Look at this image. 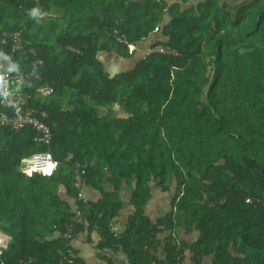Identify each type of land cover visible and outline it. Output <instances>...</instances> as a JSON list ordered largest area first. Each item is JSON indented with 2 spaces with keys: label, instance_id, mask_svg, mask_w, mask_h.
<instances>
[{
  "label": "trees",
  "instance_id": "16d2710c",
  "mask_svg": "<svg viewBox=\"0 0 264 264\" xmlns=\"http://www.w3.org/2000/svg\"><path fill=\"white\" fill-rule=\"evenodd\" d=\"M167 1L0 0V58L55 88L31 103L49 113L53 171L22 168L47 149L33 125H0V264H85L93 231L110 260L121 245L132 264H184L182 225L200 232L195 259L264 264V0ZM156 188L173 195L152 221Z\"/></svg>",
  "mask_w": 264,
  "mask_h": 264
},
{
  "label": "built area",
  "instance_id": "2783aa9c",
  "mask_svg": "<svg viewBox=\"0 0 264 264\" xmlns=\"http://www.w3.org/2000/svg\"><path fill=\"white\" fill-rule=\"evenodd\" d=\"M18 37V34H17ZM14 49H20L21 45L15 39ZM147 52H162L176 54L177 52L170 47L157 46L148 49ZM38 63H42L41 60ZM0 87L2 91V106L5 110L0 111V125L11 126L14 129L20 130L26 125H33L38 132V140L44 144H49L52 140V131L50 126L45 122L48 118V112L40 110L30 105L33 98L30 92H23L24 86L32 84V80H41V74L32 69L30 71L18 70L16 71L14 58L10 55L8 57L0 58ZM54 89L48 84H44L35 89L36 97L48 96L53 93ZM31 160V161H30ZM30 164L34 168L47 169L51 163L52 156L50 152H40L30 159ZM31 165L27 167L32 168ZM112 231L117 234V226L111 224ZM119 254L122 257V264H131L129 258L119 247ZM158 264V263H156Z\"/></svg>",
  "mask_w": 264,
  "mask_h": 264
},
{
  "label": "crops",
  "instance_id": "0c3cea01",
  "mask_svg": "<svg viewBox=\"0 0 264 264\" xmlns=\"http://www.w3.org/2000/svg\"><path fill=\"white\" fill-rule=\"evenodd\" d=\"M176 1L182 2V0H168V5H173ZM192 2L187 3V6H190ZM129 66L126 64V61H123V66L120 69L126 70ZM86 188V186H83ZM127 188V189H126ZM131 187L123 186V188L118 192L119 198L123 200L125 203V208L120 214V216L116 219V223L123 229L128 221L131 218L132 205L129 204L132 196H131ZM100 195L99 192H95V198H98ZM173 193L164 192L160 188H156L154 190V196L150 200L149 208L145 213L147 216L151 218L152 221H157L160 217L164 216L169 208V203L171 200ZM191 227H185L184 225L180 226L178 229V239L183 242L184 247V264H212L213 255H202L195 259V252L193 250V244L200 237V232L195 229L194 225H190ZM191 229V230H188ZM170 234V231H164L162 234H159V238L166 239ZM98 232H92V242H83L81 240L78 241V248L80 254L85 259V264H120V257L113 254V258L110 255L112 254L109 250H101L98 247ZM158 257L161 260H164L167 257L165 244L159 249ZM119 262V263H118Z\"/></svg>",
  "mask_w": 264,
  "mask_h": 264
},
{
  "label": "clouds",
  "instance_id": "9594fccd",
  "mask_svg": "<svg viewBox=\"0 0 264 264\" xmlns=\"http://www.w3.org/2000/svg\"><path fill=\"white\" fill-rule=\"evenodd\" d=\"M28 15L30 16V17H32V18H39V16L40 15H43L41 12H40V9L38 8V7H33V8H31V9H29V11H28ZM168 15L169 14H166L165 16H164V18H165V20L167 19L168 20ZM151 48H155L154 46H147V47H145V48H141V46H139V47H136V52L137 53H140L141 54V56H142V58H144V57H146V56H148V55H150L148 52H147V50L148 49H151ZM171 49H173V50H175L178 54H179V52L176 50V49H174V48H172V47H170ZM176 53V54H177ZM176 54H174V55H176ZM1 58H4V57H1ZM120 60H123V61H126V64L129 66V67H131V66H133V64H132V62L133 61H135V60H137L138 59V57H134L132 60H131V58H125V57H122V58H119ZM39 60H41V59H38V61ZM38 61H37V63H38ZM41 62L43 63V61L41 60ZM14 63H15V68H16V71H18V70H23L22 69V67H19L18 66V64L16 63V61L14 60ZM42 63H38V64H42ZM32 69H35V70H37L35 67H32V68H30V70H32ZM127 69V68H126ZM30 70H28V71H30ZM38 71V70H37ZM39 72V71H38ZM40 73V72H39ZM41 74V73H40ZM42 77V76H41ZM2 81V80H1ZM35 82H39V84L38 85H36L35 86ZM44 84H48V85H50V86H52L48 81H45V82H43V80L41 79V80H32V84H29V85H26V86H24V89H23V92H30L31 94H32V96H33V98L31 99V102H30V105L31 106H34V107H36V108H39V106H37L36 104L34 105V104H31L36 98H40L41 99V101H46L47 99H49V98H51L52 96H53V94L55 93V88L53 87V89H54V91H53V93L51 94V95H48V96H39V97H36V95H38V94H35V89L37 88V87H39V86H42V85H44ZM2 91H3V87H0V102L2 101ZM1 107H3L2 106V104H1ZM4 108V107H3ZM40 110H43V109H41V108H39ZM0 111H3V110H1L0 109ZM48 117H49V113H48ZM45 122H47L46 121V119H45ZM5 126V125H4ZM21 129H23V128H21ZM20 129V130H21ZM15 131H19V130H17V129H15ZM52 131V130H51ZM52 137H53V132H52ZM51 142H52V140H51ZM50 142V143H51ZM42 143V142H41ZM50 143L49 144H44L46 147H47V149H45V150H42V151H40V152H50V154H51V156H52V160H51V163L49 164V167L47 168V169H39V168H34L31 164H30V159H32L33 158V156L35 155V154H37V153H40V152H36V153H33L32 155H30V156H28V157H25V158H23L22 159V161H21V165H22V168L24 169V170H28V171H34V172H38V173H43V172H51V171H53L54 169H55V165H54V158H53V155H52V152H51V149L49 148V145H50ZM30 160V161H29ZM31 165L32 166V168H30V167H27V165ZM123 186H128V185H123ZM123 186H122V188H123ZM108 188H113V185L111 184V185H109L108 186ZM122 188H120V190L122 189ZM119 190V191H120ZM86 194H87V190L84 188L81 192H80V195L81 196H83V197H85L86 196ZM119 195V194H118ZM123 201V200H122ZM119 247H121V245H119L118 246V250L115 252V255L116 256H118V257H120L121 259L119 260L120 261V264H122V257H121V255L119 254V251H120V249H119ZM108 250L109 251H113V248L112 247H109L108 248ZM122 251H123V253H124V250H123V248L121 249ZM125 254V253H124ZM126 255V254H125ZM128 258H129V260H130V262H131V259H130V257L128 256V255H126ZM119 263V262H118ZM131 264H132V262H131ZM155 264H156V262H155ZM158 264H161V263H158Z\"/></svg>",
  "mask_w": 264,
  "mask_h": 264
},
{
  "label": "rangeland",
  "instance_id": "374dc122",
  "mask_svg": "<svg viewBox=\"0 0 264 264\" xmlns=\"http://www.w3.org/2000/svg\"><path fill=\"white\" fill-rule=\"evenodd\" d=\"M113 63H114V66L115 67H122L123 66V60L121 61H116L115 59H112ZM111 68V67H110ZM116 109H119V105L117 104L116 105ZM127 189V188H126ZM132 190V189H131Z\"/></svg>",
  "mask_w": 264,
  "mask_h": 264
},
{
  "label": "water",
  "instance_id": "95a60500",
  "mask_svg": "<svg viewBox=\"0 0 264 264\" xmlns=\"http://www.w3.org/2000/svg\"><path fill=\"white\" fill-rule=\"evenodd\" d=\"M137 60H138V59H137ZM137 60H136V61H137Z\"/></svg>",
  "mask_w": 264,
  "mask_h": 264
}]
</instances>
